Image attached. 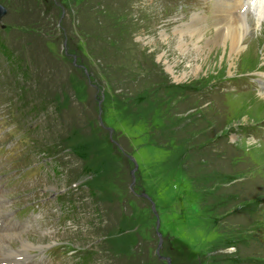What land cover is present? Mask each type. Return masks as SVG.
Instances as JSON below:
<instances>
[{
	"label": "rangeland",
	"instance_id": "374dc122",
	"mask_svg": "<svg viewBox=\"0 0 264 264\" xmlns=\"http://www.w3.org/2000/svg\"><path fill=\"white\" fill-rule=\"evenodd\" d=\"M0 1L9 54L0 55V138L13 142V162L41 169L29 194L47 205L33 228L0 232L33 244L12 236L21 254L10 255L50 248L39 264H264V99L254 97L264 40L259 29L249 35L231 74L220 45L207 50L210 62L193 61L188 33V50L176 47L175 28L192 13L213 17L221 1L239 14L244 1ZM219 253L227 259L217 262Z\"/></svg>",
	"mask_w": 264,
	"mask_h": 264
},
{
	"label": "bare ground",
	"instance_id": "6f19581e",
	"mask_svg": "<svg viewBox=\"0 0 264 264\" xmlns=\"http://www.w3.org/2000/svg\"><path fill=\"white\" fill-rule=\"evenodd\" d=\"M231 1L245 2V5L241 8L239 14L235 13L234 15H232V12L237 8L234 2L228 3L227 5L224 6L221 4V1H214V4L212 5L214 9L212 15L213 17H210V15H207L203 11H197V12L195 11L194 13L191 14V16H189L190 18L188 22H183L178 25L180 30L177 27L175 28V32L180 37L178 38L176 44V47H179V51L188 50L184 44V42L186 43L187 41L182 38V35L185 33L191 35L192 38L189 41L191 47L189 46V48L192 49L193 61H197L200 59L204 60L203 59L204 57L205 60H207V62H210L214 58L212 57V55L215 54H212L213 51L207 53V50H209L212 45H220L221 47H219L216 51L217 53L222 52V54H224L223 58L224 60L226 59L225 64L227 65L228 72L230 74L232 73V70L237 67L236 60L238 56L242 57L243 54H246L245 52L243 54L242 53L239 54V53L242 51L243 43L250 38L249 35L253 31H257L259 29L260 32L256 35L258 37L257 40H259L260 37H262V40H264V0H231ZM230 22H232V24L235 26L233 32H229L230 29L228 30L226 29V24ZM210 27L211 29H209ZM207 29L209 32H206ZM254 37L250 40L251 47L254 46V39H255ZM194 66L196 68L194 69V71L200 69L199 64L194 63ZM167 67L171 72H173L171 66L168 65ZM259 75H261L260 81L258 83L259 92L258 93L256 92L257 94L253 92V95L255 94L254 95L255 98L260 97L264 99V73H261ZM244 95L247 96L248 99L251 98L250 94H244ZM257 106L259 108L260 107L262 108L263 105L262 103H260V105L257 104ZM4 236L3 237L0 236V253L6 258L11 257L12 259H14L17 256L10 254H16V255L21 254L19 251L17 252L12 251L13 249L15 250L16 247H18V246H13L15 248H12L10 246L9 242L12 239L11 238L12 236H15L13 239L16 242H18V244H20V247L22 246L24 249L31 248V246L33 245L31 244V241L28 238H24L23 236L17 233H11V234H7L5 237ZM38 248L40 247H36V249Z\"/></svg>",
	"mask_w": 264,
	"mask_h": 264
},
{
	"label": "water",
	"instance_id": "95a60500",
	"mask_svg": "<svg viewBox=\"0 0 264 264\" xmlns=\"http://www.w3.org/2000/svg\"><path fill=\"white\" fill-rule=\"evenodd\" d=\"M6 12H7V8H6L4 5H2V4L0 3V20H1L2 17L6 14ZM130 159H131V161H132L133 164H134L133 168H132L131 171H130V173H131V178H132V181H131V185H130V187L132 188V184L134 183V172H135L136 169H137V163H136L134 157L130 156ZM149 199H150V198H149ZM152 207H153V202H152ZM157 235H158V237H159V243H158V247H159L160 244H161L162 237H161V234H160L159 232H157ZM169 261H170L169 258H167V262H168V263H169Z\"/></svg>",
	"mask_w": 264,
	"mask_h": 264
},
{
	"label": "trees",
	"instance_id": "16d2710c",
	"mask_svg": "<svg viewBox=\"0 0 264 264\" xmlns=\"http://www.w3.org/2000/svg\"><path fill=\"white\" fill-rule=\"evenodd\" d=\"M0 2H3V1H0ZM58 3H60L59 1H57ZM62 6H63V4H61ZM5 6V5H4ZM0 47H1V45H0ZM0 54H2L5 58H7L8 59V56H9V54H8V52H7V49L6 48H3V51L2 50H0ZM21 63V65L19 66V67H21L22 68V64H23V62H20ZM25 67V66H24ZM25 69H23V71H22V74H26L27 75V72L26 71H24ZM157 98H159L160 99V97H158V95H155ZM151 97H150V95L149 96H146V97H144L143 99H150ZM155 99V98H154ZM235 249H239V245H236L235 246ZM216 255H218V254H216ZM226 254L224 253H219V255L217 256V262L218 261H220V260H226L227 259V257L225 256ZM238 260H241L240 258H237ZM241 262V261H240ZM243 263H244V261H243Z\"/></svg>",
	"mask_w": 264,
	"mask_h": 264
},
{
	"label": "flooded vegetation",
	"instance_id": "af4514ba",
	"mask_svg": "<svg viewBox=\"0 0 264 264\" xmlns=\"http://www.w3.org/2000/svg\"><path fill=\"white\" fill-rule=\"evenodd\" d=\"M134 165V164H133ZM134 174H135V172H134Z\"/></svg>",
	"mask_w": 264,
	"mask_h": 264
}]
</instances>
